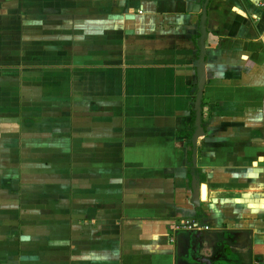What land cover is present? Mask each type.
Listing matches in <instances>:
<instances>
[{"label":"crops","instance_id":"obj_1","mask_svg":"<svg viewBox=\"0 0 264 264\" xmlns=\"http://www.w3.org/2000/svg\"><path fill=\"white\" fill-rule=\"evenodd\" d=\"M0 264H264L257 0H0Z\"/></svg>","mask_w":264,"mask_h":264},{"label":"built area","instance_id":"obj_2","mask_svg":"<svg viewBox=\"0 0 264 264\" xmlns=\"http://www.w3.org/2000/svg\"><path fill=\"white\" fill-rule=\"evenodd\" d=\"M257 3H258V7L260 8V10L264 15V0H257ZM176 227L177 230H190L193 229V222L189 220H183L180 221Z\"/></svg>","mask_w":264,"mask_h":264},{"label":"water","instance_id":"obj_3","mask_svg":"<svg viewBox=\"0 0 264 264\" xmlns=\"http://www.w3.org/2000/svg\"><path fill=\"white\" fill-rule=\"evenodd\" d=\"M198 134H199V132H196L194 135H193V139H192V143L195 145L196 143H195V139L197 138V136H198Z\"/></svg>","mask_w":264,"mask_h":264},{"label":"trees","instance_id":"obj_4","mask_svg":"<svg viewBox=\"0 0 264 264\" xmlns=\"http://www.w3.org/2000/svg\"><path fill=\"white\" fill-rule=\"evenodd\" d=\"M193 176L191 175V178H192Z\"/></svg>","mask_w":264,"mask_h":264}]
</instances>
